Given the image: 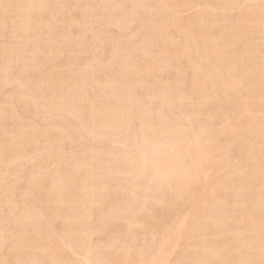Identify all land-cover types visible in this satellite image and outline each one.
Segmentation results:
<instances>
[{"label":"bare ground","instance_id":"bare-ground-1","mask_svg":"<svg viewBox=\"0 0 264 264\" xmlns=\"http://www.w3.org/2000/svg\"><path fill=\"white\" fill-rule=\"evenodd\" d=\"M260 5L0 0V262L260 264Z\"/></svg>","mask_w":264,"mask_h":264},{"label":"snow or ice","instance_id":"snow-or-ice-1","mask_svg":"<svg viewBox=\"0 0 264 264\" xmlns=\"http://www.w3.org/2000/svg\"><path fill=\"white\" fill-rule=\"evenodd\" d=\"M261 11H262V14H264V0H261ZM0 264H3V262H0ZM17 264H27V262H24V261H19L17 262ZM153 264H155V262H153ZM242 264H252V262H242ZM260 264H264V259H262L260 261Z\"/></svg>","mask_w":264,"mask_h":264},{"label":"rangeland","instance_id":"rangeland-1","mask_svg":"<svg viewBox=\"0 0 264 264\" xmlns=\"http://www.w3.org/2000/svg\"><path fill=\"white\" fill-rule=\"evenodd\" d=\"M192 11H193V10H192ZM194 11H195V10H194ZM187 12H189L190 14H189V13H185V14L183 13L184 15H186V17H187V16H190V15L193 13V12H190V11H187ZM187 14H188V15H187ZM184 17H185V16H184ZM114 29H115V30H114ZM114 29H112L111 32L114 33V32L117 30L116 28H114ZM113 30H114V31H113ZM116 32H117V31H116ZM116 32H115V33H116Z\"/></svg>","mask_w":264,"mask_h":264}]
</instances>
